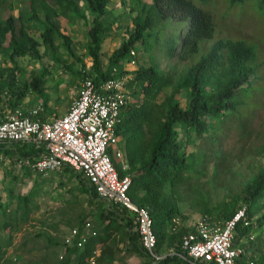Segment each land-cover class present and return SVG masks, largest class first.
I'll return each instance as SVG.
<instances>
[{
  "label": "trees",
  "instance_id": "obj_1",
  "mask_svg": "<svg viewBox=\"0 0 264 264\" xmlns=\"http://www.w3.org/2000/svg\"><path fill=\"white\" fill-rule=\"evenodd\" d=\"M149 1L120 0L123 8L135 14L131 17L132 25L122 32L119 22L123 18L115 8H110L112 0H0L1 118L7 111L26 105L30 94L43 93L50 75L43 64L45 60L76 76L79 88L87 79L100 86L110 77L130 74L131 96L117 126L129 168L124 170L115 156L112 161L120 178H132V200L149 208L158 251L169 236L171 245L180 251L182 237L193 230L190 226L171 234L167 230L173 217L188 218L180 207L187 192L202 203L197 204L201 206L196 210L191 202L193 211L224 221L232 218L239 207L246 206L248 217L257 219L250 226L238 225L234 243L242 240L246 244L253 232L264 227V167L246 184L244 196L229 192L226 197L230 200L216 207L209 205V192L203 189L202 179H206V168H210L214 158L212 180L219 179L224 154L217 148L221 138L227 136L232 124L242 130L247 128L260 106L258 100L264 92V85H259L264 82V44L237 32L233 22L257 21L264 40V0ZM61 17H65L71 29L79 20L88 24L90 66L74 50L72 36L56 23ZM229 17H234L232 25L226 24ZM31 30L38 32L39 37ZM118 37L119 47L105 63L104 44ZM20 58L41 62V69L27 73L18 61ZM162 58L167 64L161 62ZM129 61H135L137 68L126 70ZM167 89L170 91L166 94ZM43 105L45 112L41 117L46 119L47 102ZM197 142L203 146L188 153L189 144ZM42 150L33 143L0 145V168L5 170L2 185L7 198L4 202L0 194V264H12L5 256L14 234L34 219L32 213L38 206L33 199L39 193V181H45L41 173L35 175L30 189L16 188L19 177L15 168L35 177L33 168L24 162L37 160ZM261 154L264 155V145ZM53 173L76 180L80 192L87 196L90 208L87 212L82 210L78 228L88 220L100 221V227L83 248L73 246L66 253L64 242L61 246L60 238L48 234L47 241L53 249L47 250L40 263L23 264H89V257L97 249H101L98 264H114L115 249L120 244L130 254L142 258V264H186L176 256L154 261L143 248L134 215L119 203L98 198L82 172L66 166L49 174ZM194 178L200 185H193ZM199 189L205 190L201 196ZM79 195L82 194L72 195L75 202H79ZM71 202L68 201L70 207ZM58 249H62L61 255L57 254ZM72 256H76L75 261ZM254 259L256 264H264V254L257 259L255 253Z\"/></svg>",
  "mask_w": 264,
  "mask_h": 264
},
{
  "label": "built area",
  "instance_id": "obj_2",
  "mask_svg": "<svg viewBox=\"0 0 264 264\" xmlns=\"http://www.w3.org/2000/svg\"><path fill=\"white\" fill-rule=\"evenodd\" d=\"M126 65L137 67L135 61ZM116 71L114 69L115 74ZM130 79V74L110 77L100 86L90 79L83 81L63 115L54 113L42 119L43 102L7 111L0 117V145L33 143L37 149H43L37 160L24 162L43 175L61 171L66 166L82 172L94 186L98 198L119 203L134 215L143 248L154 261L176 256L186 264H241L243 259L247 264H255L252 259L254 247L250 244L255 240V234L249 236L246 245L234 244L238 225L250 226L257 219V216L248 217L246 206L238 208L233 217L225 221L209 214L192 221L173 217L169 225L171 233L188 226L193 230L182 237L180 251L171 248L165 255L158 251L149 208L132 200L129 195L132 178H120L112 161L115 156L124 170L129 168L119 147L117 126L121 111L131 96ZM96 235L97 230L90 220L82 228L70 229L64 239V253L73 246L83 248ZM97 257L98 250H95L89 257V264H98Z\"/></svg>",
  "mask_w": 264,
  "mask_h": 264
},
{
  "label": "rangeland",
  "instance_id": "obj_3",
  "mask_svg": "<svg viewBox=\"0 0 264 264\" xmlns=\"http://www.w3.org/2000/svg\"><path fill=\"white\" fill-rule=\"evenodd\" d=\"M145 2L150 3L149 0H145ZM110 8H115L116 14L121 15L123 18L119 22L122 32L128 29L129 25H132L131 17L135 16V14H131L128 8H123L120 5V0H112ZM233 19L234 17H229L226 24L232 25ZM55 21L65 32L72 36L75 42L74 50L77 55L83 57L87 66H90L92 60L87 56L88 38L86 30L88 24L85 21L79 20L76 25L73 26L74 28L71 29L72 26L70 27L65 17L58 18ZM233 25L234 27H238L236 28L237 32L261 41V43L264 44L261 33L262 27L257 21L244 22L242 24L233 22ZM130 30H133V27H131ZM122 32L117 31V34L121 35L123 34ZM31 33L39 37L38 32L31 30ZM119 43V37L117 40L110 39L106 41L103 47L105 63H107L108 56L119 47ZM18 61L29 74L34 70L41 69L42 66L41 62H36L29 58H20ZM161 62L167 64L165 58H162ZM43 64L50 72L46 89L41 95L36 93L30 94V96L26 98L24 104L31 106L41 102H47L48 110L46 111L53 114L55 113L56 115H63L67 112L72 101H74L77 96V91L79 89L77 81L79 80L76 76L62 69L61 66L53 65L49 60H45ZM77 67H81L80 63L77 64ZM125 68L127 70L135 69L127 65ZM262 84L264 85V82ZM169 91L170 90L167 89L165 93L167 94ZM258 102L260 106L253 112V117L249 119L247 129L242 130L239 125L232 124L226 133L227 136L221 138L220 146H216L224 153L223 156H221L219 179L212 180L214 173L211 166L215 165L216 158L211 161L210 168H206L207 177L206 179H202L205 184V188L203 187V189L209 192L206 196L209 200V205L212 207H216L223 201L230 200L229 196L226 197L229 192L234 194L241 193V195L244 196L243 189L246 184L253 179L254 174L264 167V155L261 154L262 146L264 145V92L261 93V98H259ZM2 114L3 112L0 111V117ZM202 146L203 145H200L199 142L196 144L191 143L187 151L188 153L194 152ZM4 171L3 168H0V194L3 196L4 202H7L4 186L2 185V181L5 177ZM14 173L19 177V183L16 188L23 186L26 187V189H30V187L33 186L36 176H41V172L34 170L33 175L36 176L29 177L25 175L20 168H15ZM42 178H45V181H39V193L33 199L38 206V210L32 213L34 219L25 224L21 231L14 234L12 245L5 256V259L12 262V264H23L29 261L40 263L47 250L50 251L53 249V245L49 246L46 236L51 234L53 237L61 238L65 235L68 228L79 224L82 210L87 212L90 208L89 204H87V196L80 192L76 180L68 179L66 176L59 175V173L44 175ZM192 183H194L193 185H200L201 182H198V180L194 178ZM70 189L73 191L70 192ZM205 190H198L200 196L205 193ZM73 194H82L79 195V202L74 201L72 197ZM70 200L72 201V207L68 204ZM191 202H193L192 204L195 206L196 210L202 205V203L198 201V198L187 192L185 201L181 203L180 207L181 211L186 213L190 219H194L199 213L190 208ZM198 203H201V205H197ZM241 203L242 202H240V204ZM262 213H264V209ZM99 222L100 221H98V223ZM95 225L98 224L95 223ZM39 233H41L40 236H38ZM254 245L258 252V259V257L264 254V234L257 236ZM122 257L127 264H142L144 262L142 258L130 253H124Z\"/></svg>",
  "mask_w": 264,
  "mask_h": 264
},
{
  "label": "crops",
  "instance_id": "obj_4",
  "mask_svg": "<svg viewBox=\"0 0 264 264\" xmlns=\"http://www.w3.org/2000/svg\"><path fill=\"white\" fill-rule=\"evenodd\" d=\"M29 106H30V105H29ZM52 114H53V113H51V112L46 113V118L50 117ZM119 147H120V148L122 149V151L124 152V147L122 146V141H121L120 138H119ZM196 212H197V211H196ZM197 213H199V212H197ZM182 214H183V215H186V217H188V218L186 219L187 221H192V220H193V219H190V217H189L186 213L182 212ZM200 215H203V214L199 213V214H197V217H199ZM197 217H196V218H197ZM196 218H194V219H196ZM90 221H92V220H90ZM92 222H93V224H94L95 229L97 230V228L100 227V222L98 223V220H97V221H92ZM95 223L98 224L99 227H98V225H95ZM74 227H78V226L75 225V226H72V227L68 228L67 231H66V233H65V235L62 236V237L60 238V239L62 240V245H61V246H63L64 239H65V237L69 234L70 229H72V228H74ZM167 230H168L169 234H171L169 227L167 228ZM252 234H255V235H256V238H257L258 235H260V234H264V227L261 228L259 231L253 232ZM170 237H171V236H169V238L166 240V242H165V244L162 246L161 250H159V252H160L161 254H163V255L167 254L171 248H174V244L171 245ZM256 238H255V239H256ZM241 241H242V240H241ZM241 241H239L236 245H237V246H243V245H246V244H247V243L244 244V242H241ZM254 241H255V240H254ZM252 242H253V241H252ZM254 243H255V242H254ZM250 244L254 247V253H253L252 259L255 261L254 256H255V253H256V256H257L258 252H257V250H256L255 245L252 244V243H250ZM97 250H98V257H99L100 254H101V249H97ZM122 252H123V253H122ZM61 253H62V249H58V250H57V254H58V255H61ZM124 253H129V252L126 251V246H125L124 244H120L119 248L115 249V253H114V257H115L114 264H127V262L125 261V259H123V257H122ZM134 255H135V254H134ZM112 258H113V255H112V256H109L108 259L111 260ZM72 259L75 261V260H76V256H72ZM244 261L246 262L245 259H243V262H244ZM255 264H256V262H255Z\"/></svg>",
  "mask_w": 264,
  "mask_h": 264
},
{
  "label": "clouds",
  "instance_id": "obj_5",
  "mask_svg": "<svg viewBox=\"0 0 264 264\" xmlns=\"http://www.w3.org/2000/svg\"><path fill=\"white\" fill-rule=\"evenodd\" d=\"M221 59L223 60L224 58L221 56ZM126 64H127V63H126ZM220 64H222V61H221V63H220ZM137 66H138V65H137ZM136 68H137V67H135V69H136ZM252 79H253V78H252ZM249 81H251V80H249ZM262 83H263V82H260V84H259V85L261 86V85H262ZM245 84H246V83H245ZM260 98H261V96H260ZM246 129H247V128H243V130H246Z\"/></svg>",
  "mask_w": 264,
  "mask_h": 264
}]
</instances>
